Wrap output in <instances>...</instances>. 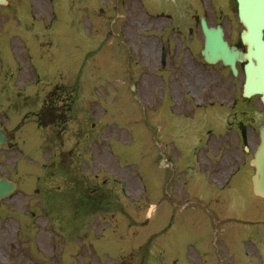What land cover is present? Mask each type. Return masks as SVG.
I'll list each match as a JSON object with an SVG mask.
<instances>
[{"label": "rangeland", "instance_id": "obj_1", "mask_svg": "<svg viewBox=\"0 0 264 264\" xmlns=\"http://www.w3.org/2000/svg\"><path fill=\"white\" fill-rule=\"evenodd\" d=\"M142 1L91 0L79 5L76 0L72 8L76 24L72 26L68 22L65 0H56L60 20L50 33L43 28H22L0 40V125L14 132L17 144V148L10 145L0 150V170L14 175L13 169L20 162L15 177L22 181L25 189L4 205L8 204L11 213L17 216L30 210L44 215L45 191L63 184L62 178L54 175L55 171L43 166L45 160L51 164V148L48 149L46 143L54 141L52 127L42 130L35 122L48 97L45 93L39 94L37 102L31 100L30 104L26 97L44 92L51 82L61 81L60 74L62 81L74 82L82 67L81 92L75 90L71 94L72 98L75 96V110L70 118L77 113L74 117L77 120H70L64 132L59 126L57 130L62 134L64 145L60 146L59 140L54 143L64 150L74 146L83 153L78 167L92 185L107 181V185H114L120 194L122 182H125L126 196L124 200L121 196L124 214L117 211L116 217L93 215L85 222L88 238L70 244L76 260L82 245L85 264H176L171 250L162 247L180 236L177 252L181 264H264V225L249 224L247 220L254 218L244 215L246 204L250 206L246 213L251 214L253 210H250L254 200L252 189L247 179L242 178L239 186L234 183L231 188L216 191L214 177H221V172L219 167L211 169L207 162L204 152L211 159L213 155L208 147H202L193 161L197 169L213 172L208 176L212 181L205 180L203 187L192 185L190 196L194 200L191 202L180 200L178 182L188 162V145L194 139L187 136L195 135L197 140L199 133L189 127L183 132L186 138L179 141L176 133L180 127L177 125L183 121L179 109L190 102L187 90L189 85L195 84L194 79L197 85H210L212 78L198 73L203 66L199 67L190 49L175 56L178 46L176 51L172 49L169 58V63L176 64L171 76L165 72L169 68L164 70L161 66V47L164 38L170 36L172 45L174 36H181L187 41L193 37L195 48L201 47L203 35L195 17L204 12L214 21L217 10H225V0H182L172 20L167 17L148 19ZM41 10L39 8V12ZM41 19L48 20L45 16ZM223 20L235 26V12L224 15ZM172 21L180 27L185 26L179 35L172 32ZM191 26L193 34L187 28ZM64 27L68 29L70 41L57 37L61 36L57 31ZM240 28L239 24L238 30ZM74 41L78 46L73 48L75 43L71 42ZM195 67L199 68L195 70ZM222 80L228 81L231 89L225 97H236L241 89V75L233 79L228 74ZM191 117V123L198 126L210 123L217 134L224 131L219 117L209 122L195 114ZM206 142L207 138L203 137L202 144ZM198 143L199 140L194 145ZM232 152L227 151L228 154ZM36 185L38 195L30 188ZM200 196L206 200L207 210L223 205L225 209L221 211H225V215H235L236 220L213 226L207 210L196 202ZM257 199L261 205L257 219L263 220L264 199ZM53 206L56 208L55 221L62 230L69 227L70 237H77L78 219L65 215L68 209L61 198ZM0 219L4 240L10 231L17 234V219L9 222L6 218ZM26 219L31 220L30 217ZM38 222L43 225L44 218H39ZM173 222L177 227L175 224L167 229ZM18 229L28 230L23 223ZM148 242L150 252L141 248ZM57 243L63 245V234L57 238ZM148 254L150 256H145Z\"/></svg>", "mask_w": 264, "mask_h": 264}, {"label": "flooded vegetation", "instance_id": "obj_2", "mask_svg": "<svg viewBox=\"0 0 264 264\" xmlns=\"http://www.w3.org/2000/svg\"><path fill=\"white\" fill-rule=\"evenodd\" d=\"M5 1V4H0V40L12 35L13 32L17 29H34L36 28V26L39 29L43 28L45 31L50 33L54 29L55 24L60 20H54V11H52V19L48 21L34 20L35 14L39 12V8H43L46 12H49L48 6H53V0ZM78 1L79 5H82V2H86V0ZM180 1L181 0H146L148 7L146 10L147 16L149 19H154L161 16L162 14H164L163 8L166 5L172 7L173 11H176ZM89 2H91V0H89ZM226 2L232 5L235 4L237 9V0H226ZM75 4L76 0H65V5L70 18L69 21L66 19L65 20L68 21L72 26L76 24V20L72 18V8ZM62 12L63 11L60 12L61 15L63 14ZM222 19L223 14L219 12L216 20L209 21V25H222L225 32V37L229 41V43L242 46L240 39V30H235L234 27L227 25V23ZM28 24H30V27L28 26ZM39 24H42L41 27L39 26ZM57 32L61 33V36H57L58 38L70 41L68 29H66V27H64L63 30H58ZM71 43H75V45L72 46L73 48L78 46V43L76 41ZM177 45L178 44L173 46V48L164 46L162 47V52H165V62L162 63V66H164V68H166L168 64V56L172 53V49L173 51L177 50ZM185 45V42H181L179 49L182 51ZM188 46L189 45H186L185 48H188ZM239 67L241 69L242 75H244L243 64H239ZM198 73L206 76H211L212 79L210 80L211 86L209 84L191 85L192 92L196 97V100L194 101L196 105L194 106L195 108L193 109V111L198 116L205 117V120L208 122L212 121L215 117H219L220 121L224 124V129L227 133L225 137L230 139L233 146L235 145L237 148L243 149V154L241 153L239 155H228L226 154V150L222 151L223 146L221 143L223 142V140L221 139V141L219 140L217 145L213 146L214 159L217 162V166L220 168L219 172H225L227 166L233 165L235 163L238 164L237 169L231 175L233 179L231 186L234 183L235 185L239 186L242 178H244V180L247 179V181L250 178L247 170L249 162H247L246 160L245 153L250 151V144L259 139V126L264 123V106H262L261 104L260 96L245 98L242 96V94L239 98L233 99L231 101H222L221 103H219V105L221 106H214L215 103L211 101L212 94L219 93L220 91L223 93L228 92V87L226 86V84H223L222 81V69L217 68L216 65H205L200 68ZM77 89V84H53L48 87L45 93H53L50 99L52 101L65 105L69 103V93L76 92L75 90ZM45 99L46 102H49L47 98ZM64 114L66 113L62 111V109L61 111H58L57 109L55 111V109H53L52 115L54 118L56 116V119L53 122L55 124H58L61 120L60 117L64 118ZM246 146H248V149H246ZM72 153L73 152L63 153V156L59 152L53 153L54 159H57V161L53 160L51 165L54 168H56L60 164L65 165L69 161ZM78 153L82 152L79 151ZM228 157H232V159L229 160ZM208 162L211 164V168H213V163L210 160H208ZM3 172L4 169L0 170V173L3 174ZM183 175L185 177V181L182 183L184 184L185 188L190 183L191 185H193V183L191 182L192 179H186V176H189V173H183ZM67 187L68 186L65 185V190ZM95 191H97L96 188L93 189V192ZM185 193L188 194L187 191H185ZM189 200V198L185 199V201ZM84 202L85 193L84 189H82L79 203L82 205ZM6 207H9V205L6 204L0 206L2 212L4 213L3 215H0V218L10 217V215L6 214V212H9ZM246 207L247 205H245V208ZM255 207L258 208V204H255ZM223 213L224 211H221L220 208H218L216 212L215 209L208 210V218L215 221L219 217V215H222ZM29 217L31 218V220L26 219ZM41 217V215H36L34 213H29V215H22V217H19V226L23 223L24 227L28 228V230L20 231L18 229L17 234L10 231L7 233L5 240L2 237V228L0 225V264H72L69 241V227L67 226L66 229L62 230V232L59 230H55V225L51 224L55 223L54 216L46 217V221H44L45 224L39 225L38 220ZM58 226L60 227V225ZM62 234L64 243L62 246H59L57 243V238L62 236ZM180 245V237L173 238L172 242L168 243L167 245V247L174 250L175 254L177 255L175 259L176 264H181L179 261L180 253L177 252Z\"/></svg>", "mask_w": 264, "mask_h": 264}, {"label": "water", "instance_id": "obj_3", "mask_svg": "<svg viewBox=\"0 0 264 264\" xmlns=\"http://www.w3.org/2000/svg\"><path fill=\"white\" fill-rule=\"evenodd\" d=\"M238 2L240 21L245 26L241 37L243 43L247 45V50L241 51L235 46H229L223 39L222 29L208 28L205 20L202 19V29L205 34V48L202 54L209 63L221 60L231 67L234 74L238 73L236 62H245L244 95L260 94L264 103V0H238ZM261 132V143L252 164L256 167L253 176L254 191L264 197V129ZM6 140V135L0 129V147ZM15 188V183L0 176V199L10 195Z\"/></svg>", "mask_w": 264, "mask_h": 264}]
</instances>
